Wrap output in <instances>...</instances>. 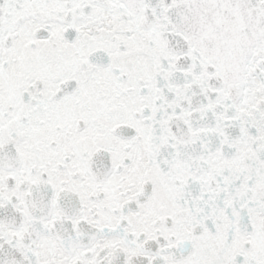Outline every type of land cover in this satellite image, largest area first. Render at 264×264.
I'll use <instances>...</instances> for the list:
<instances>
[{
    "label": "snow or ice",
    "instance_id": "6c2138e0",
    "mask_svg": "<svg viewBox=\"0 0 264 264\" xmlns=\"http://www.w3.org/2000/svg\"><path fill=\"white\" fill-rule=\"evenodd\" d=\"M0 264H264V0H0Z\"/></svg>",
    "mask_w": 264,
    "mask_h": 264
}]
</instances>
